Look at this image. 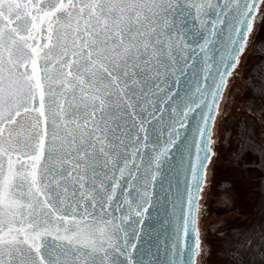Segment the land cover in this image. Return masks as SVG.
Segmentation results:
<instances>
[{
	"label": "snow or ice",
	"instance_id": "obj_1",
	"mask_svg": "<svg viewBox=\"0 0 264 264\" xmlns=\"http://www.w3.org/2000/svg\"><path fill=\"white\" fill-rule=\"evenodd\" d=\"M260 2L0 0V264H142L134 225L175 146L173 125L184 127L177 117L200 107L175 104L179 77L201 54L206 69L211 45L219 61L210 87L197 81L211 103L177 228L182 264H198L212 124ZM165 112L172 122L157 127Z\"/></svg>",
	"mask_w": 264,
	"mask_h": 264
},
{
	"label": "rangeland",
	"instance_id": "obj_2",
	"mask_svg": "<svg viewBox=\"0 0 264 264\" xmlns=\"http://www.w3.org/2000/svg\"><path fill=\"white\" fill-rule=\"evenodd\" d=\"M264 2L253 13V36L230 78L233 103L222 105L200 196L198 264H264L252 247L264 234ZM237 73H239L237 75ZM232 84V86H231ZM227 101L229 94L226 96ZM228 103V102H227Z\"/></svg>",
	"mask_w": 264,
	"mask_h": 264
},
{
	"label": "water",
	"instance_id": "obj_3",
	"mask_svg": "<svg viewBox=\"0 0 264 264\" xmlns=\"http://www.w3.org/2000/svg\"><path fill=\"white\" fill-rule=\"evenodd\" d=\"M259 19L260 16L257 21ZM214 39L217 41L216 47L220 48L227 40V36L225 35L223 39ZM209 48L211 49L208 53L210 59L206 69L203 67V55L201 54V60L197 61L200 66L191 69L186 76L179 77L181 81L178 88L179 98L175 104L183 108L189 98H192L200 104V107L193 106L186 118L177 117L183 122L184 127H181L179 123L173 125L177 133L174 137L176 139L175 146L162 165L158 180L152 189L151 206L143 217V223L134 225L140 233V239L135 241L139 251L134 252V255L142 264H182L188 258L182 234L178 235L177 228L182 212H187V196L188 192L192 190L190 169L197 163V145L200 148L203 147V139L198 135L197 129L203 126L201 117L208 112L205 105L211 103L210 97L204 100L196 93L197 81L202 77H208L207 84L210 87L215 76L214 66L219 61V55H214L215 49H212L211 45ZM171 122L169 114L165 112L162 125L157 127L165 126ZM200 156L203 157L204 153L200 152ZM134 219L139 220L140 218ZM129 231L131 232L132 229L130 228Z\"/></svg>",
	"mask_w": 264,
	"mask_h": 264
},
{
	"label": "trees",
	"instance_id": "obj_4",
	"mask_svg": "<svg viewBox=\"0 0 264 264\" xmlns=\"http://www.w3.org/2000/svg\"><path fill=\"white\" fill-rule=\"evenodd\" d=\"M230 78L231 77H229L228 78V85H229V81H230ZM231 86H232V84H231ZM230 87V86H229ZM228 86H227V88L224 90V92H223V97L221 98V100H220V102H219V109H218V114H219V111H220V109H221V107H222V105H224V106H226L227 105V107L226 108H228L229 106H230V104H232L234 101H233V98H234V95H235V90L236 89H238V87H237V85H236V83L235 84H233V91L229 88ZM229 90L231 91V95H229V99H228V101H227V95L229 94ZM228 102V103H227ZM218 114H216V116H215V120H214V124H213V127H212V134H213V131H214V125H215V122H216V120L218 119ZM213 136V135H212ZM199 211H200V199H199V210H198V213H197V216H198V220H199ZM198 223H197V227H198Z\"/></svg>",
	"mask_w": 264,
	"mask_h": 264
},
{
	"label": "bare ground",
	"instance_id": "obj_5",
	"mask_svg": "<svg viewBox=\"0 0 264 264\" xmlns=\"http://www.w3.org/2000/svg\"><path fill=\"white\" fill-rule=\"evenodd\" d=\"M254 248H260L264 252V234L261 237H258L256 241L252 244Z\"/></svg>",
	"mask_w": 264,
	"mask_h": 264
}]
</instances>
